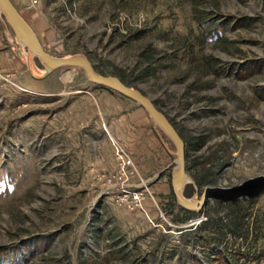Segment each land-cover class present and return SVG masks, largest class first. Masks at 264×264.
<instances>
[{
	"label": "rangeland",
	"instance_id": "1",
	"mask_svg": "<svg viewBox=\"0 0 264 264\" xmlns=\"http://www.w3.org/2000/svg\"><path fill=\"white\" fill-rule=\"evenodd\" d=\"M19 1L49 55L86 56L169 119L186 198L216 190L181 208L164 131L149 117L133 159L97 114L99 93L125 97L80 67L41 77L0 10V264H264V0Z\"/></svg>",
	"mask_w": 264,
	"mask_h": 264
},
{
	"label": "water",
	"instance_id": "2",
	"mask_svg": "<svg viewBox=\"0 0 264 264\" xmlns=\"http://www.w3.org/2000/svg\"><path fill=\"white\" fill-rule=\"evenodd\" d=\"M0 10L3 13L7 24L12 29L17 41L29 52L33 53L43 62L44 74L46 77L59 67H80L84 70L87 78L94 84L108 88L121 96L139 104L151 117L154 123L164 131L171 139L176 150V168L171 172V189L177 204L186 210L200 212L210 198L215 188L206 190L197 199L186 198L183 189L190 182L186 168L185 143L169 119L154 105L152 100L140 91L128 87L119 78L98 74L89 59L80 54H74L65 58H55L49 55L40 44L35 32L25 22L11 0H0Z\"/></svg>",
	"mask_w": 264,
	"mask_h": 264
},
{
	"label": "crops",
	"instance_id": "3",
	"mask_svg": "<svg viewBox=\"0 0 264 264\" xmlns=\"http://www.w3.org/2000/svg\"><path fill=\"white\" fill-rule=\"evenodd\" d=\"M11 2L14 5V7L17 9V11L21 13L20 15L25 20V22L32 28L31 20L27 19V17L22 14V11L19 9L18 5H16V3L20 4V1L18 0L15 3V1L11 0ZM22 4H26V3L21 2V5ZM23 6L25 7V5ZM27 9L28 8L25 7L26 11H28ZM30 16L33 17V15H30ZM32 30L34 31L33 28ZM19 51L22 57L24 58V60L27 63H30L27 58L26 50H24L20 46ZM97 98H98V100H96L97 101L96 102L97 114L101 116V123L105 125L106 123H109L111 121V118H113L115 122H111L109 124L110 129L113 132V135L117 136V139L120 141L121 145L126 147L127 149L126 151L130 154L131 157H133V159L141 160L140 157L137 158V155L139 156V154L136 151L132 150L133 148L131 146L140 143L141 138L144 135L145 128L149 127V124L147 122V119L148 121H150L149 120L150 116H148L149 114L143 108H141V106L135 109L134 107L130 106V102H133V101L128 98H124V100L122 101L117 98H114V96H111L110 93L108 94L105 92L99 93V97ZM110 107H113L114 110L116 111H113L114 113L111 111H108ZM118 130L120 131L119 135L117 134ZM149 130L150 129L148 128V132ZM109 167L110 166L106 164L105 156L103 153L102 155L99 154L98 156H96L94 169L97 171V173L100 174V172H106L109 169ZM137 168H138L139 179L142 182H144L142 178L145 177V171L146 172L148 171L146 174H149V171H150L149 169H153L154 165L146 166L145 164L139 163ZM170 176H171V173H170Z\"/></svg>",
	"mask_w": 264,
	"mask_h": 264
},
{
	"label": "bare ground",
	"instance_id": "4",
	"mask_svg": "<svg viewBox=\"0 0 264 264\" xmlns=\"http://www.w3.org/2000/svg\"><path fill=\"white\" fill-rule=\"evenodd\" d=\"M18 44L21 46V47H24V46H22V44L21 43H19L18 42ZM34 56V54L33 53H31V52H27V58H28V61L30 62V59L32 58ZM44 72H45V70H44ZM44 74V73H43ZM43 74H41V75H43ZM192 200H194V199H192Z\"/></svg>",
	"mask_w": 264,
	"mask_h": 264
},
{
	"label": "trees",
	"instance_id": "5",
	"mask_svg": "<svg viewBox=\"0 0 264 264\" xmlns=\"http://www.w3.org/2000/svg\"><path fill=\"white\" fill-rule=\"evenodd\" d=\"M123 82V80H121ZM124 83V82H123ZM125 84V83H124ZM126 85V84H125ZM105 88V87H103ZM185 155L187 156V147L185 148Z\"/></svg>",
	"mask_w": 264,
	"mask_h": 264
},
{
	"label": "built area",
	"instance_id": "6",
	"mask_svg": "<svg viewBox=\"0 0 264 264\" xmlns=\"http://www.w3.org/2000/svg\"><path fill=\"white\" fill-rule=\"evenodd\" d=\"M32 3H33V4H35V3H36V1H33ZM127 163H129V162H127Z\"/></svg>",
	"mask_w": 264,
	"mask_h": 264
}]
</instances>
